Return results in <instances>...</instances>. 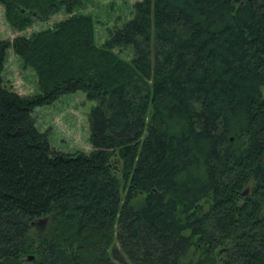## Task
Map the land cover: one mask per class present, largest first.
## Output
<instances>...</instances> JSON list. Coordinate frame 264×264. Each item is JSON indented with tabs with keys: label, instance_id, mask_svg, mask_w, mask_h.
<instances>
[{
	"label": "trees",
	"instance_id": "1",
	"mask_svg": "<svg viewBox=\"0 0 264 264\" xmlns=\"http://www.w3.org/2000/svg\"><path fill=\"white\" fill-rule=\"evenodd\" d=\"M84 1L0 0L14 32L67 15L0 41V264H264V0H139L101 45ZM77 91L67 155L32 113Z\"/></svg>",
	"mask_w": 264,
	"mask_h": 264
},
{
	"label": "rangeland",
	"instance_id": "2",
	"mask_svg": "<svg viewBox=\"0 0 264 264\" xmlns=\"http://www.w3.org/2000/svg\"><path fill=\"white\" fill-rule=\"evenodd\" d=\"M139 0H85L77 14L91 15L95 22L97 45H101L108 38V31L120 28L122 24L132 19L134 3ZM67 15L58 12L51 16L47 22L34 21L30 27L17 32L9 26L0 9V41L12 40L16 36H29L32 32L40 31L52 26ZM118 51V50H115ZM124 59L130 60L133 56L132 49H122L120 54ZM5 69L3 72L6 86L20 95H32L38 92L37 78L30 68H23L20 59L15 57L11 50L6 53ZM84 93L61 95L54 103L36 107L33 110L35 126L39 131H47L49 145L55 151L73 154L92 152L89 143V115L96 103L86 99Z\"/></svg>",
	"mask_w": 264,
	"mask_h": 264
},
{
	"label": "water",
	"instance_id": "3",
	"mask_svg": "<svg viewBox=\"0 0 264 264\" xmlns=\"http://www.w3.org/2000/svg\"><path fill=\"white\" fill-rule=\"evenodd\" d=\"M45 222H46V220H40V222L38 224L42 227V226H44ZM28 260L29 261H32L33 260V257L32 256H29L28 257Z\"/></svg>",
	"mask_w": 264,
	"mask_h": 264
}]
</instances>
